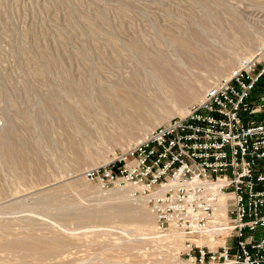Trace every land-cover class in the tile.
<instances>
[{"label":"rangeland","instance_id":"obj_1","mask_svg":"<svg viewBox=\"0 0 264 264\" xmlns=\"http://www.w3.org/2000/svg\"><path fill=\"white\" fill-rule=\"evenodd\" d=\"M231 12L243 30L232 28ZM263 41L264 0H0V243L28 240L40 249L1 250L0 264H143L136 251L154 224L146 200L104 192L84 172L185 115ZM196 46L209 66L190 57ZM171 68L197 76L192 98L180 96L186 83ZM111 85L118 89L112 100L140 108L141 117L132 127L105 124V133H115L111 141L82 139L76 153L57 134L63 116L56 112L74 96ZM55 97L60 101H50ZM10 141L30 158L45 155L46 181L32 175L30 186L16 187L4 156Z\"/></svg>","mask_w":264,"mask_h":264},{"label":"built area","instance_id":"obj_2","mask_svg":"<svg viewBox=\"0 0 264 264\" xmlns=\"http://www.w3.org/2000/svg\"><path fill=\"white\" fill-rule=\"evenodd\" d=\"M263 78L264 41L185 115L84 172L104 192L146 200L143 264H264Z\"/></svg>","mask_w":264,"mask_h":264},{"label":"bare ground","instance_id":"obj_3","mask_svg":"<svg viewBox=\"0 0 264 264\" xmlns=\"http://www.w3.org/2000/svg\"><path fill=\"white\" fill-rule=\"evenodd\" d=\"M231 14H232L233 23H234V24H232V28L234 30L237 28L242 29L241 28L242 22H240L241 19L239 21L237 19V17H233V15L235 13L233 14L231 12ZM220 22L221 23L224 22L221 17H220ZM229 27H230V25H229ZM246 28H248V27H246ZM246 28H245V30H246ZM196 40L204 41L201 37H198ZM225 40H226V38H225ZM241 41H242V39H241ZM249 47H250V45H249ZM241 48H242V46L239 49H241ZM192 50H193V52H192V55L190 56L191 58H193L195 60H197L198 58H202L203 60L198 59V61H196V62L198 64L203 65V67L209 66V62L204 58V56L206 54L205 53L206 51H204V48L196 46V47H193ZM152 64H156V62H153ZM154 66H158V65H154ZM196 67L199 68L197 65H196ZM224 68H226V65L224 66ZM217 69L215 68V70L217 72H219V70H217ZM171 72H172L173 76H176V77L180 76L186 83V86H183V88H182V94L180 96H183L185 99L192 98L195 95V93H197V91H194L197 88H195L193 90V87H191V83H192L191 81L195 80V78H197V76L195 77L192 75V77H191V75L190 76H188L187 74L185 75L176 68H171ZM198 82L200 84V81H198ZM202 84H200V86H202ZM193 85H194V83H193ZM117 90L118 89L116 88V86L111 85V86H109V88L104 89V90H102V89L98 90V91L91 90L89 94H85V93L80 94L79 93L80 95H77V96L70 98L68 101H71V103L63 104L62 107L60 108V110L56 112V114H58V116H63V118L58 117L59 128L56 129L57 134L59 136L60 135L65 136L66 142L69 143L71 146H73L74 149H76L77 148L76 146H79L80 144L84 143L81 141L82 139L90 140V141H88V143H91V142H94V140H96L98 137H100V138L103 137V139L106 138V140H107L106 142H108V141L110 142L111 139L114 137L115 133H109V134L105 133V131H106V130H104L105 124H109L110 128H116L117 125L120 126L121 128H125L126 127L125 125H129V124H131V126H129V127L134 126L133 124L137 122L139 117H141V112H140L141 110H140V108L131 109V107L129 105H127L126 103H123V101H116V100L113 101L112 99L118 93ZM50 101H58L59 102L60 98L55 97ZM124 113H125V115H124ZM23 116L27 117L25 120L26 122H29V123L31 122L29 115L27 116V114H24ZM153 122H151L147 126L153 125ZM21 139H22V137H21ZM24 140H25V138H24ZM13 141H14V139H13ZM13 141L6 143V145L4 147V156L8 159V161L9 160L12 161L11 166H13L12 168L14 170V176L16 177L15 178L16 187L20 188V185L30 186L31 183H26L25 181H26V178L29 180H32V179H30L32 175H36V179L38 182L39 181L43 182L44 180L46 181V179L50 176V173H49L50 170H49V166H48L49 162L47 163L45 155L42 152L38 151V152H36V154L33 158H30L31 156H29L20 145L16 144ZM80 150H81V148L78 147L76 150V153L80 154L81 153ZM18 175H20L19 178L17 177ZM33 177H35V176H33ZM36 179H34V180L36 181ZM32 185H33V183H32ZM19 191H20V189H19ZM3 192H5V185H4V182H0V193H3ZM123 212L124 211H122V213H121V211H118V213H120V214H123ZM125 212H126V210H125ZM102 214H104V213H102ZM131 215H135V214L132 213ZM35 243L36 242L33 243L31 241H28V240H25L22 242L0 243V251L1 250L5 251V249H8V250L9 249H21V250H23V249L27 250L28 249L29 251L31 250L32 252L34 250H37L40 252V249H38L39 245L38 244L36 245ZM43 251H44V249H43ZM34 253H35V251H34Z\"/></svg>","mask_w":264,"mask_h":264},{"label":"trees","instance_id":"obj_4","mask_svg":"<svg viewBox=\"0 0 264 264\" xmlns=\"http://www.w3.org/2000/svg\"><path fill=\"white\" fill-rule=\"evenodd\" d=\"M264 92V78L257 84L255 93Z\"/></svg>","mask_w":264,"mask_h":264}]
</instances>
